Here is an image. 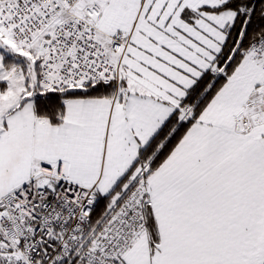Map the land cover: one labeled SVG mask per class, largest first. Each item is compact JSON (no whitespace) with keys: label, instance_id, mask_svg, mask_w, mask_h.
Returning <instances> with one entry per match:
<instances>
[{"label":"snow or ice","instance_id":"snow-or-ice-1","mask_svg":"<svg viewBox=\"0 0 264 264\" xmlns=\"http://www.w3.org/2000/svg\"><path fill=\"white\" fill-rule=\"evenodd\" d=\"M0 264H264V0H0Z\"/></svg>","mask_w":264,"mask_h":264}]
</instances>
